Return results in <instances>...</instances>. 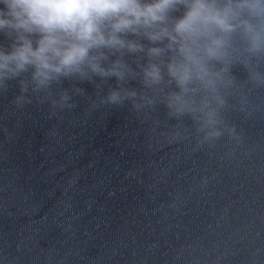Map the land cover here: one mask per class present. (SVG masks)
Here are the masks:
<instances>
[{"label":"water","instance_id":"water-1","mask_svg":"<svg viewBox=\"0 0 264 264\" xmlns=\"http://www.w3.org/2000/svg\"><path fill=\"white\" fill-rule=\"evenodd\" d=\"M0 43L7 48L2 34ZM9 84L0 95V264H264V113L231 114L243 144L225 138L193 151L153 133L130 104L91 109L90 82L56 113L35 101L17 107L19 85Z\"/></svg>","mask_w":264,"mask_h":264},{"label":"clouds","instance_id":"clouds-1","mask_svg":"<svg viewBox=\"0 0 264 264\" xmlns=\"http://www.w3.org/2000/svg\"><path fill=\"white\" fill-rule=\"evenodd\" d=\"M0 4V34L8 42L0 43V95L16 81L17 107L35 101L53 113L72 109L73 97L85 94L77 83L87 81L96 89L91 109L130 104L153 133L193 151L225 138L243 144L244 129L231 114L247 121L264 113V0ZM64 81L72 86L62 87Z\"/></svg>","mask_w":264,"mask_h":264}]
</instances>
